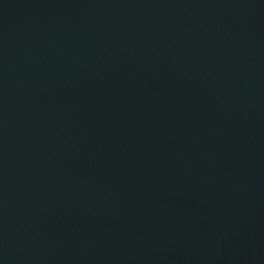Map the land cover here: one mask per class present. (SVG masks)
<instances>
[{
  "label": "water",
  "instance_id": "obj_1",
  "mask_svg": "<svg viewBox=\"0 0 264 264\" xmlns=\"http://www.w3.org/2000/svg\"><path fill=\"white\" fill-rule=\"evenodd\" d=\"M0 264H264V0H0Z\"/></svg>",
  "mask_w": 264,
  "mask_h": 264
}]
</instances>
